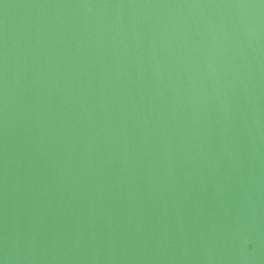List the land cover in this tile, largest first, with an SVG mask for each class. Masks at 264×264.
<instances>
[{"label": "water", "instance_id": "1", "mask_svg": "<svg viewBox=\"0 0 264 264\" xmlns=\"http://www.w3.org/2000/svg\"><path fill=\"white\" fill-rule=\"evenodd\" d=\"M0 264H264V0H0Z\"/></svg>", "mask_w": 264, "mask_h": 264}]
</instances>
